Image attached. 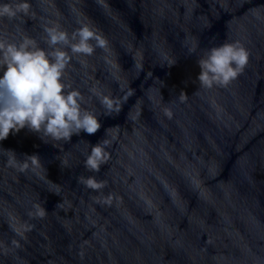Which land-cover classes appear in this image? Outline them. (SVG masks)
I'll return each mask as SVG.
<instances>
[{
	"label": "water",
	"instance_id": "95a60500",
	"mask_svg": "<svg viewBox=\"0 0 264 264\" xmlns=\"http://www.w3.org/2000/svg\"><path fill=\"white\" fill-rule=\"evenodd\" d=\"M26 2L27 15L0 18V39L48 51L46 28L85 25L106 39L63 78L101 128L45 142L25 127L0 141V264H264V0ZM225 43L247 65L226 86H201L198 59ZM93 89L121 99L120 113L104 115ZM104 139L110 158L87 171ZM8 150L41 167L7 166ZM34 204L43 218L29 216Z\"/></svg>",
	"mask_w": 264,
	"mask_h": 264
},
{
	"label": "clouds",
	"instance_id": "9594fccd",
	"mask_svg": "<svg viewBox=\"0 0 264 264\" xmlns=\"http://www.w3.org/2000/svg\"><path fill=\"white\" fill-rule=\"evenodd\" d=\"M30 7L26 0L15 5L0 4V18L7 17L11 20L21 13L27 15ZM45 32L48 51L39 48L36 41L29 37H24L18 44L0 39V68L6 66L3 76L0 77V141L25 127L39 133L45 142H48L45 137L53 141L68 142L74 134L79 135L83 131L93 135L101 128L98 116L82 109L84 97L81 93L71 90L63 82V78L73 56L92 55L95 48L91 41H95V47L106 50V39L86 25L71 36L60 30L59 26L48 27ZM65 49H69L71 55ZM194 52L195 49H189L190 54ZM197 62L201 69L198 76L201 86H226L247 65L248 52L238 43H225L210 48L206 57L199 58ZM92 91L105 109L104 115L120 113L121 99L101 95L95 89ZM186 97L182 91L179 99L183 101ZM165 114L169 117L172 115L168 109H165ZM108 147L107 139L91 147L90 154L84 161L87 171H100L101 165L106 164L110 158L106 150ZM7 152V166L20 172L41 167L38 155H26L19 161L14 151ZM78 183L97 192L106 186L105 181L97 180L94 176H80ZM103 202L110 204L111 198ZM33 209L29 216L43 218L46 215V209L40 204H34Z\"/></svg>",
	"mask_w": 264,
	"mask_h": 264
}]
</instances>
